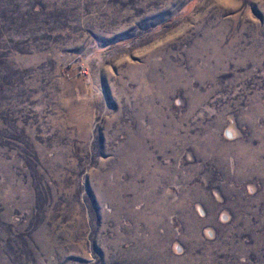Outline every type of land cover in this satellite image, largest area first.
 <instances>
[{"label": "rangeland", "instance_id": "374dc122", "mask_svg": "<svg viewBox=\"0 0 264 264\" xmlns=\"http://www.w3.org/2000/svg\"><path fill=\"white\" fill-rule=\"evenodd\" d=\"M0 264H264V0H0Z\"/></svg>", "mask_w": 264, "mask_h": 264}]
</instances>
